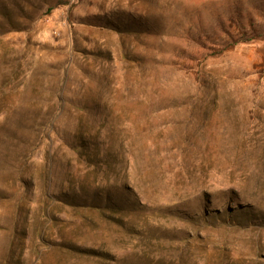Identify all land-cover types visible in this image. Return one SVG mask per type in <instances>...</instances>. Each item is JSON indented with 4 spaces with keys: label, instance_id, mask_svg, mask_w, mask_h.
I'll list each match as a JSON object with an SVG mask.
<instances>
[{
    "label": "rangeland",
    "instance_id": "obj_1",
    "mask_svg": "<svg viewBox=\"0 0 264 264\" xmlns=\"http://www.w3.org/2000/svg\"><path fill=\"white\" fill-rule=\"evenodd\" d=\"M0 264H264V0H0Z\"/></svg>",
    "mask_w": 264,
    "mask_h": 264
}]
</instances>
